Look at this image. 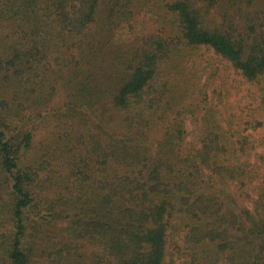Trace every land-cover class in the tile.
I'll return each mask as SVG.
<instances>
[{
  "label": "trees",
  "instance_id": "16d2710c",
  "mask_svg": "<svg viewBox=\"0 0 264 264\" xmlns=\"http://www.w3.org/2000/svg\"><path fill=\"white\" fill-rule=\"evenodd\" d=\"M44 263L264 264V0H0V264Z\"/></svg>",
  "mask_w": 264,
  "mask_h": 264
},
{
  "label": "rangeland",
  "instance_id": "374dc122",
  "mask_svg": "<svg viewBox=\"0 0 264 264\" xmlns=\"http://www.w3.org/2000/svg\"><path fill=\"white\" fill-rule=\"evenodd\" d=\"M142 22H144V26L142 27V29H146V31H144V35L151 30V23L148 21L147 18H143L141 19ZM246 94L245 92V86L242 87V91L240 92V94H238L236 97H234L232 99L233 102L235 101H241L242 103L245 102L244 100V95ZM56 102H49L46 103L45 105H43L39 111L43 110L42 112H44L45 110L48 109V111L45 113V115L43 117H39L37 118V115L30 120V122L26 123V127L27 126H33V130L35 133L34 136V142H33V149L29 152H27V156L31 157L33 152L37 151L38 147L39 148H43L42 145H46L48 144V141L54 137V135L58 132V130L60 129V125L63 122L64 118L61 116V114H63V108L60 109V107L63 105L62 103L59 104L60 99L54 100ZM60 109V111H59ZM31 113V112H30ZM33 113H38V111L36 112H32ZM196 118H194L193 114H187V121H186V127H187V131H188V137H187V142L188 143H192V144H198V137H199V131H200V124L196 121ZM24 129V128H23ZM259 137V136H257ZM45 146V147H46ZM249 206H251L250 203H248ZM80 247L86 249V245L85 243L80 244ZM46 264V263H44Z\"/></svg>",
  "mask_w": 264,
  "mask_h": 264
}]
</instances>
